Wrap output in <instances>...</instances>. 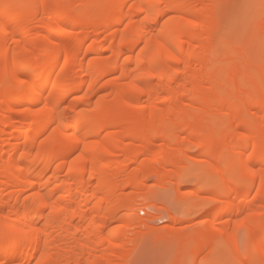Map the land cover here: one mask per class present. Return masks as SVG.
Returning a JSON list of instances; mask_svg holds the SVG:
<instances>
[{
  "label": "bare ground",
  "instance_id": "1",
  "mask_svg": "<svg viewBox=\"0 0 264 264\" xmlns=\"http://www.w3.org/2000/svg\"><path fill=\"white\" fill-rule=\"evenodd\" d=\"M3 1L14 0H0V57L9 63L0 73V142L7 143L0 146V264H110L126 248L127 232L153 220L136 218L139 206L153 204L119 192L156 177L178 180L180 194L193 159L174 151L197 137L198 148L219 150L189 176H215L177 201L209 208L214 220L197 223L183 248L195 258L224 239L222 250L233 247L237 256L232 226L241 221L264 263V98L252 100V65L243 84L240 71L219 67L234 61L229 51L221 58L215 42L220 0H88L94 15L84 18L73 12L75 0H35L18 16ZM40 21L44 33L32 37ZM4 127L12 128L5 140ZM163 139L165 155L140 160L152 140ZM119 153L136 167H113ZM73 155L63 179L59 162ZM198 192L215 198L205 205L193 200ZM115 220L124 225L109 227Z\"/></svg>",
  "mask_w": 264,
  "mask_h": 264
},
{
  "label": "rangeland",
  "instance_id": "2",
  "mask_svg": "<svg viewBox=\"0 0 264 264\" xmlns=\"http://www.w3.org/2000/svg\"><path fill=\"white\" fill-rule=\"evenodd\" d=\"M2 4L12 5L7 8L8 13L18 16L31 12L35 8L36 1L14 0L3 1ZM72 9L78 18H84L86 16L94 15V10L89 7L88 0H75L73 2ZM217 14L219 25L218 31L215 35L217 48H219V50L221 51V58L226 51L231 52V56L234 58V61L220 64L219 67L221 69L223 68L224 72L227 73L232 72V70L240 71L241 76L239 81L243 84L245 82V73L248 72V69L245 67V65H252V71L256 70L252 74V84L249 85L250 89L252 90V100L255 99L261 101L264 98V0H220ZM40 23L41 21L34 25L36 26L37 30L36 32H31V36L33 35L32 37L35 36L34 33H44L43 30H38V26H40ZM73 31L76 34H81L83 32V29L80 27L74 29ZM63 41L71 43V38L69 36H63ZM3 59L4 58L0 57V73L7 72V65L9 64ZM113 78V75L106 76L102 80V82L105 83L108 81H112ZM260 84H262V86H260ZM1 85L7 88L10 87V80H5ZM105 94L106 93H102L99 95V97ZM81 95V93L74 94L69 99H77ZM245 99H247V97H244L242 100ZM1 120L2 116L0 115V121ZM20 124V120L18 119L16 120L14 125L20 126ZM216 126L217 128L219 127V125ZM11 129V127L3 128V131L6 133L4 135V140L9 138ZM102 137L103 134L101 138ZM89 140L96 141V139L93 138ZM199 140V137L187 138L182 142L181 146L177 147L174 151L179 157L187 154L191 159H193L194 162H192V166H186L188 167L187 170L185 169V173L187 175L184 174V177L182 176L180 178L181 181L179 182H181L182 188L181 193H185L186 191H193L194 189H197L198 181L207 184L209 183L210 178L212 179L215 176L212 172L206 171H202L201 173H199V175H197V178L194 177L191 179V176H189L191 173V175H195L194 172L196 168L203 165L204 162L208 160L206 154L219 150L218 147L212 148L210 150L207 148H198L197 143ZM122 141L124 143H133L129 140L122 139ZM3 143L6 142H0V146L5 145ZM168 145L169 140L166 139L152 140L150 151L145 156L141 157L140 160L151 159L155 156L161 157L165 155L166 146ZM118 155L119 156L117 158L112 159V161L119 162L118 165L114 164L113 167L126 166L129 170H133L136 167L135 163H131L126 160V158L124 157L125 154L119 153ZM74 156L75 155L71 156L70 159L67 158L64 159V161L62 160L59 162L64 166V169L60 172L63 179H65L66 177L68 165L74 159ZM167 169L173 170V168L171 167H168ZM142 180L146 181V186L128 188L123 192H119V195L123 198L128 197L132 199H138L140 201L145 200L153 204V206H151L150 208L139 206L136 213V218L138 219V221L145 219L147 220L148 218H150V216L153 217V220L149 221V223L147 222L149 228L137 227L136 229H134V227L131 229V231L127 232L128 239L125 243V246L126 248H128L127 243L129 242L128 245L130 247L128 248V250L126 248V250L119 249L118 251L120 252V254H118V256L120 255V257H114L110 264H190L193 259L194 264H264L262 257L259 256L257 252L250 247L251 238L246 233L245 228L241 225V221H237L236 223H234L235 225H233L232 223V227H234V229L232 228V232L237 238V242L239 243V255L236 256L234 254L233 247H230L227 251H223L222 249L224 248L225 241L224 239H221L220 241L218 240L216 242L213 241L210 243L209 248L211 247V251L208 248L206 249V252L194 258L191 253L192 248H183V242L185 239H187L190 231L196 230L197 223L214 220V217H209L210 209L205 208V211L201 210L200 212H197V210L194 209V204L193 206L191 204H188V206L190 205L192 206V208L194 207V210L190 206L186 207L187 209H184V207L187 205H184V207L180 206L177 199L178 195H180L181 193H176L174 185L175 182L178 183V180H170L167 183H162L156 177H151L148 180L140 179L138 181L140 182ZM92 183H95V180H93ZM255 193L256 188H252V196ZM194 197L196 198L193 200L205 203V205H209L211 203V200L215 198V194L211 192H198L196 193V195H194ZM222 207L224 206L220 204L217 206L218 209ZM261 209L264 214V203L262 204ZM125 213L126 211L122 210L119 213V216H122ZM171 215L176 216V218H179L181 216L184 217L185 215L189 217L190 215V221L180 223L172 220L170 218ZM120 225H124V223L121 220H115L109 225V227H118ZM153 229L155 231H166L165 235L158 238L157 235L153 234ZM170 231L177 232L178 236L175 238H170ZM104 232L106 233L107 229H105ZM131 234H134L132 235L134 237H132ZM134 244L137 248L134 246ZM220 250H222L223 252H220ZM180 252L182 253L180 254ZM210 253H212V255H210ZM224 253L227 255H225ZM219 255L221 256L219 257ZM19 262L22 263V260L19 259L11 262L10 264H21Z\"/></svg>",
  "mask_w": 264,
  "mask_h": 264
},
{
  "label": "snow or ice",
  "instance_id": "3",
  "mask_svg": "<svg viewBox=\"0 0 264 264\" xmlns=\"http://www.w3.org/2000/svg\"><path fill=\"white\" fill-rule=\"evenodd\" d=\"M23 83V82H22Z\"/></svg>",
  "mask_w": 264,
  "mask_h": 264
}]
</instances>
